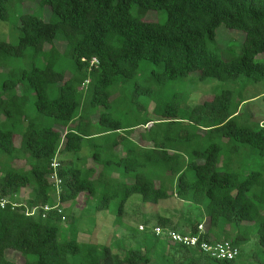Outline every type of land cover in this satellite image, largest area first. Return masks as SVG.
<instances>
[{"label":"trees","instance_id":"trees-1","mask_svg":"<svg viewBox=\"0 0 264 264\" xmlns=\"http://www.w3.org/2000/svg\"><path fill=\"white\" fill-rule=\"evenodd\" d=\"M19 2L0 0V20L11 21ZM35 3L17 18L19 42L0 40V264H264V122L241 112L250 81L264 84V0ZM221 26L241 32L240 57L211 51ZM195 71L201 81L249 82L184 108L168 85ZM85 148L83 166L62 160ZM82 193L98 212L120 199L116 224L134 195L177 198L203 215L189 231L148 218L144 248L115 250L62 239L60 224L76 223L65 204ZM58 201L62 214L45 212ZM256 225L258 250L245 261ZM154 227L230 242L239 255L219 260Z\"/></svg>","mask_w":264,"mask_h":264},{"label":"rangeland","instance_id":"rangeland-1","mask_svg":"<svg viewBox=\"0 0 264 264\" xmlns=\"http://www.w3.org/2000/svg\"><path fill=\"white\" fill-rule=\"evenodd\" d=\"M38 11L35 0H23L15 7V16L9 21L0 20V40L17 44L20 33L17 30V18L21 13ZM48 18V15L46 16ZM154 18V16H153ZM152 18V19H153ZM241 32L227 29L221 26L216 31V38L213 41L211 51L225 60L236 59L241 56L242 39ZM48 49V47H47ZM256 62H264V53L258 55ZM195 71L189 77L172 82L168 85L169 94L178 95L181 106L200 103L204 98L221 94L225 90L239 91L242 84L249 82V79L242 77L239 84L222 82L217 79L201 81ZM264 84L252 83L243 91V99L247 102L242 108L243 114L253 115L256 121L264 122ZM16 145L20 146V138L17 137ZM92 149H83L79 155L66 153L62 160H73L79 166H83L85 156L91 155ZM59 160V159H57ZM56 160V161H57ZM31 197L29 190L21 193V202L25 203ZM57 200V199H56ZM120 199L115 200L111 207L105 211L96 210V200L82 193L76 201L68 202L67 205L75 215L76 223L71 226L66 223L60 224L62 228V239H77L79 242L98 243L100 245H111L115 250H128L131 248H144V232L141 226H145L146 219L151 220V226L156 224L158 215L168 216L175 224H179L186 231L190 230L191 223L195 219H200L203 212L200 207L192 206L182 202L177 198L163 200L158 204L146 203L140 195L132 196L125 205L123 220L116 224V214ZM203 226V225H202ZM258 226L254 227V236L251 242L245 245L244 260H248L257 252V232ZM121 252V251H120ZM154 264L158 262L154 261ZM160 264V263H159Z\"/></svg>","mask_w":264,"mask_h":264},{"label":"built area","instance_id":"built-area-1","mask_svg":"<svg viewBox=\"0 0 264 264\" xmlns=\"http://www.w3.org/2000/svg\"><path fill=\"white\" fill-rule=\"evenodd\" d=\"M99 62L97 59H94L92 61V65L98 66ZM53 169H55L54 174L52 176V179L54 183L56 184L57 188V197L58 200H60V185H61V180L58 178L56 170L60 167V163L58 161L53 162L52 164ZM7 202L6 201H0V206L4 208L6 206ZM45 212H50V211H55L59 214H62L63 211L60 208L59 201L57 205L54 207H45ZM34 214V213H33ZM31 214V215H33ZM45 217V215H44ZM65 220V218H63ZM144 226H141V230H144ZM199 231L203 233L204 228L202 225L199 226ZM153 232L157 236H165L171 243L173 244H181L184 246H187L189 248L193 249H198L200 250L203 254L209 255L213 258H217L219 260H234L238 255H239V250L234 248L230 242H223V243H217V244H209L205 241H201L199 236H193V235H186L182 234L180 232H176L170 229H163L162 227H154Z\"/></svg>","mask_w":264,"mask_h":264}]
</instances>
